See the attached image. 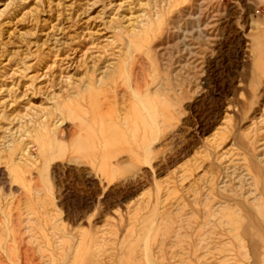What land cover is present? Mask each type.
I'll use <instances>...</instances> for the list:
<instances>
[{"label":"rangeland","instance_id":"rangeland-1","mask_svg":"<svg viewBox=\"0 0 264 264\" xmlns=\"http://www.w3.org/2000/svg\"><path fill=\"white\" fill-rule=\"evenodd\" d=\"M0 264H264V0H0Z\"/></svg>","mask_w":264,"mask_h":264},{"label":"bare ground","instance_id":"bare-ground-1","mask_svg":"<svg viewBox=\"0 0 264 264\" xmlns=\"http://www.w3.org/2000/svg\"><path fill=\"white\" fill-rule=\"evenodd\" d=\"M142 103V102H141ZM128 123H129V121H128ZM133 123L135 124V125H133ZM132 123V126L131 127H133L132 129L133 130H131L132 131V137H133V140L134 141H136L137 143H143V139H145V134H146V132H147V130H148V128L150 127L149 125L147 126V125H143L144 126V128H143V135L142 136H140V137H137V135H136V131H135V129L137 128V126H136V122H133ZM102 132V131H101ZM103 135V137L100 139V143L101 144H103V145H106L107 143H108V140L106 139V137H105V135H104V133L102 134ZM102 163H104L105 162V159H104V156L102 157V161H101ZM250 232V230H249V228L247 227V228H244V233L245 234H247V233H249ZM253 234V233H252ZM249 235V234H248Z\"/></svg>","mask_w":264,"mask_h":264}]
</instances>
